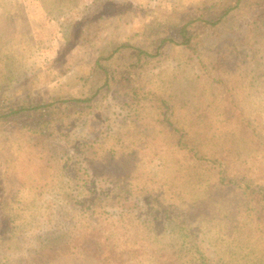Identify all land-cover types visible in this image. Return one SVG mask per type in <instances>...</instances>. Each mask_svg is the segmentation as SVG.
<instances>
[{"label": "rangeland", "instance_id": "obj_1", "mask_svg": "<svg viewBox=\"0 0 264 264\" xmlns=\"http://www.w3.org/2000/svg\"><path fill=\"white\" fill-rule=\"evenodd\" d=\"M209 1L0 0V113L99 90L96 109L72 124L64 119L37 126L31 115L19 119L25 124L0 120V264H35L34 249L43 242L60 244L45 264H145V255L125 253L123 260L111 263L93 254L91 246L61 249L67 235H74L72 225L88 215L93 221L96 215L122 218L121 207L108 200L124 191L133 199L125 208L134 210L124 234L146 219L147 191L157 199L159 216L166 218L178 206L192 207L186 213L192 212L212 250L222 251L229 264H264V210L246 212L253 204L238 201L226 187L213 189L211 171L195 168L176 148L178 136L166 129L163 111L151 106L129 114L121 109L116 85L105 84V72L97 65L110 74L122 69L134 52L128 45L155 53L168 32L154 30L160 19ZM253 14L246 5L218 30H200V55L175 43L163 45L142 83L170 99L169 116L200 152L221 155L222 149L239 148L247 162L239 168V161L230 159V167L246 169L264 186V30L247 35L254 28ZM229 39L238 46L237 59L226 47ZM249 45L254 50L248 58ZM228 60L223 71L213 66ZM244 60L257 63L252 72ZM65 161L90 175L77 183ZM111 180L121 187L114 189ZM202 186L206 189L197 192ZM99 198L102 206L95 207Z\"/></svg>", "mask_w": 264, "mask_h": 264}, {"label": "trees", "instance_id": "obj_2", "mask_svg": "<svg viewBox=\"0 0 264 264\" xmlns=\"http://www.w3.org/2000/svg\"><path fill=\"white\" fill-rule=\"evenodd\" d=\"M249 7L254 12V20L250 33L247 34L253 37V33L260 30H264V0H256L254 4L248 2V0H211L204 4L191 6L189 9L176 10L166 18L160 19L157 23V27H153L154 30H158V27H163L167 32V35L159 39L157 48L159 49L155 53L135 45H128V48L134 52L127 57L122 69L110 74L109 69L104 68L98 62L97 65L103 70L105 76V84L112 87L114 83L115 91L119 99L121 109L126 108L129 114L134 110H145L147 107L157 108L161 112L163 111L165 117L163 123L166 129H170L173 135L178 136L174 141L176 148L182 152L184 156H187L193 160L196 167H207L211 171V178L213 183L211 187L213 189H222L226 187V190L232 192L233 196L237 197L238 201L245 200L248 204H253L252 207L246 206V212H249L251 208L254 213L258 210H264V186L259 183H255V180L246 169L236 170L238 167L242 168L247 162L246 158L241 155L239 148H225L221 151V155L202 153L193 142V139L189 136L188 132L181 131L180 127L171 119L168 114L169 98L157 94L155 91L144 89L142 83V74L148 67L155 63L156 55L159 53L160 48L167 43H175L182 46L184 49L200 55L198 51V43L201 40L199 34L200 30L211 29L216 31L221 25L226 23L227 18L236 10H241L244 6ZM254 22V23H253ZM152 28V29H153ZM209 29V30H210ZM156 30V31H157ZM206 31V30H204ZM171 33H175L176 38L172 37ZM229 45L227 49H230L234 54V59L239 58L240 51L235 44V40L229 39ZM123 46H127L126 44ZM243 48L244 45H241ZM237 47V48H236ZM236 48V49H235ZM117 50H120L118 48ZM237 50V51H236ZM253 45H249L247 53H244L245 57L250 56L253 51ZM242 49V53H243ZM254 53L251 55L255 57ZM109 56L105 57L107 59ZM102 57L101 59H103ZM247 62L246 60H244ZM228 61H218L213 66L215 69H221ZM257 63L247 62L249 68L252 69ZM214 70V69H211ZM211 70H209L211 74ZM223 78L219 77L218 82H221ZM99 90H96L92 95L86 97H68V98H56L52 102H44L38 104H32L26 106L22 105L20 108L11 109L9 112L0 113L1 121H9L12 119L14 125L25 124V122L19 120L21 117L31 115L35 120L37 126L49 125L53 120H68L67 124H72V120H76L91 112L96 106H98L97 95ZM169 99V100H168ZM153 106V107H151ZM96 109V108H95ZM229 114H232V108L226 107ZM160 112V113H161ZM241 122L245 126L247 124L243 118ZM152 127V126H151ZM151 129V128H150ZM254 135L256 132L254 130ZM87 145V144H85ZM91 145L96 146L92 143ZM90 146V144H88ZM213 149V148H212ZM113 151V150H112ZM237 154L232 158V153ZM239 161V166L232 169L231 160ZM66 162V161H65ZM67 169L71 166V163H65ZM70 165V166H69ZM115 166V163L113 164ZM72 167V166H71ZM82 171L83 174H82ZM71 179L81 183L85 181V175H90L88 170H77L76 166L72 167L69 171ZM112 172L109 173L110 176ZM97 177V176H96ZM94 178V183L97 186L101 185L100 176ZM119 180V179H118ZM116 187H121L120 181L111 180ZM143 187V186H142ZM177 189L178 186L174 185ZM144 188V187H143ZM142 188V189H143ZM206 187L203 186L196 189L197 192L204 191ZM126 190V189H125ZM143 191V190H142ZM126 191L120 192L118 195H109L112 200L110 205L114 207H121V217L116 218L109 215L103 217L96 215V218L91 220V216L87 220L81 221L79 224L74 223L73 231L74 235L68 234L64 243L61 244V249H73L81 248L88 250L91 246L93 254L101 258H107L111 263H118L123 260V256L126 254L133 255L134 257L148 256L145 258V264H229L224 257L222 251L215 252L212 250L213 244L207 241L204 236L203 228L196 224V217H192V212L186 213V210H190L192 207L186 205L178 206L171 209L169 215L165 217L157 214L156 198L145 191L146 197L150 203L149 213L146 215V219H143L142 223L137 228L132 227L130 234H124L123 229L131 219L129 216V210L125 208V203L132 198L126 196ZM103 198H99L95 202V207H101ZM179 203V202H177ZM194 203L192 202V205ZM240 204V203H239ZM258 206L259 208H256ZM168 207H171L168 206ZM96 212V208L93 209ZM251 213V212H249ZM252 216V214H251ZM136 225V224H135ZM8 228V227H7ZM12 235V233H10ZM131 235V236H130ZM171 236L170 241H164ZM60 244L53 243L51 245L46 243H40L39 247L34 249L35 258L38 257L35 264H45L49 260L55 258ZM109 257V258H108ZM142 258V257H141ZM152 258V259H148ZM143 260V261H144ZM113 261V262H112ZM120 264V263H118ZM134 264V263H131Z\"/></svg>", "mask_w": 264, "mask_h": 264}]
</instances>
